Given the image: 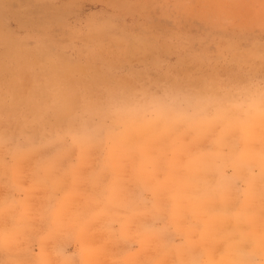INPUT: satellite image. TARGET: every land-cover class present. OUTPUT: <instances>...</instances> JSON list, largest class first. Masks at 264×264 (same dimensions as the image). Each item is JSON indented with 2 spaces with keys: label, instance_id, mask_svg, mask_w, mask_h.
Here are the masks:
<instances>
[{
  "label": "rangeland",
  "instance_id": "rangeland-1",
  "mask_svg": "<svg viewBox=\"0 0 264 264\" xmlns=\"http://www.w3.org/2000/svg\"><path fill=\"white\" fill-rule=\"evenodd\" d=\"M263 121L264 0H0V264H264Z\"/></svg>",
  "mask_w": 264,
  "mask_h": 264
},
{
  "label": "bare ground",
  "instance_id": "bare-ground-1",
  "mask_svg": "<svg viewBox=\"0 0 264 264\" xmlns=\"http://www.w3.org/2000/svg\"><path fill=\"white\" fill-rule=\"evenodd\" d=\"M259 122L257 123L256 127L259 126ZM256 127L252 128L250 131L251 134L248 135L249 143H253L255 141L262 140V138H263V136L260 135L259 130ZM259 149H260V151H263V148H259ZM238 238H239L238 242H236L235 245L232 246V248L230 250L231 256L232 255H235V256L243 255L242 253L246 250V247L243 244L242 240L247 239L249 241L252 237H251L250 233L243 231V232L239 233ZM227 260H228V258H225L223 264H226ZM240 264H242V263L240 262Z\"/></svg>",
  "mask_w": 264,
  "mask_h": 264
}]
</instances>
